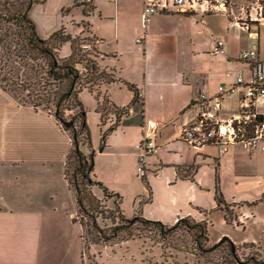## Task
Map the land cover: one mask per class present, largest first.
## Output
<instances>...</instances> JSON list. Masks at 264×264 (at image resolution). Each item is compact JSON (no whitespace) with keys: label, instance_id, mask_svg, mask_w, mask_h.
Wrapping results in <instances>:
<instances>
[{"label":"crops","instance_id":"obj_1","mask_svg":"<svg viewBox=\"0 0 264 264\" xmlns=\"http://www.w3.org/2000/svg\"><path fill=\"white\" fill-rule=\"evenodd\" d=\"M144 4L145 0H89L82 6L74 0H45L30 12L43 39L61 28L74 38H94L96 60L116 79L96 92L100 101L106 96L113 106L103 119L96 93L84 90L79 95L82 99L88 94L94 102L92 108L86 107L92 147L80 148L93 156V180L122 197L125 217L139 215L171 227L186 218L205 223L204 175L209 174L204 167L216 179L218 172L221 175L233 165L235 191L253 196L251 203L241 199L242 203L264 207L260 201L264 198L263 151L236 144L219 155L211 147L195 149L181 139L183 127L195 117L191 108L195 96L217 95L220 86L232 85L241 72L248 77L249 67L239 60L241 52L258 48L264 57V21L258 41L222 14L158 15L144 29ZM139 38H144L142 44L137 43ZM216 41L224 43V53L211 56ZM70 55L68 43L60 57ZM128 85L138 89V102L134 103ZM224 106L227 114L237 111L239 98L225 100ZM115 108L124 110L119 120ZM258 112L264 119V106ZM146 120L161 125L159 149L148 157L144 176L150 192L137 174V146ZM72 149L70 134L52 115L21 103L0 87V264H92L87 262L84 230L77 220L76 195L66 177ZM214 191L212 209L222 211ZM95 194L103 196L99 188ZM242 203L229 205L236 212L243 209ZM129 243L136 245V241L115 245L118 250L103 245L90 248L89 253L92 258L99 253L102 264H109L123 259L117 251L127 253Z\"/></svg>","mask_w":264,"mask_h":264},{"label":"rangeland","instance_id":"obj_2","mask_svg":"<svg viewBox=\"0 0 264 264\" xmlns=\"http://www.w3.org/2000/svg\"><path fill=\"white\" fill-rule=\"evenodd\" d=\"M20 4L26 5V0H0V37L18 33L16 27L7 23L6 14L10 10L14 11V8ZM226 6L228 13L222 15L230 16L241 25L244 22L251 23V18L258 16L257 13L261 8L264 17V0H226ZM13 38L15 37L9 38L8 42H11ZM76 43L77 47L84 45L88 52L95 53L93 49L96 48V41L90 35L78 37ZM80 55L85 56L86 53ZM96 87L94 89L98 90ZM90 98L88 94L80 98L86 110L94 106ZM73 116V112H66L65 121L70 122ZM211 148L213 153L217 151L215 147ZM73 167L71 162L67 169V176L72 185H78L82 192L92 194V202L91 199L86 201V213L80 212L77 217L84 230L87 262L102 264L99 253L94 256L96 259L92 258V254L89 253L90 248L98 250L101 249L99 246L110 245L118 250L117 246L114 247L115 245L136 241L133 247L132 243L127 245V253L117 251L118 256L123 257L121 261L113 259L109 260V264H264V207L261 205L253 207L245 202L242 203L241 199L251 203L253 196L251 193L242 195L235 191L233 165L224 168L221 175L218 172L216 179L214 173H208V168L204 167V172L209 174L204 175V217L208 230L206 237L200 235L199 229L195 228L197 223L192 220L187 222L190 226L181 223L161 231L159 228L145 226L134 219L135 223L130 230L120 232L118 238L115 240L113 238L108 244L101 243V239L100 244L96 242L101 236L99 232H102L104 236H110L115 228L123 226L120 221L121 213L117 210L119 201L109 196L111 193L108 196L96 197L95 192L98 187L85 185L80 175H73ZM217 187L226 204L229 205L235 201L244 206L240 211L235 212L233 209L235 217L230 223L224 220L225 212L212 209L216 205L214 189ZM224 238L230 240L235 246V256L229 245L222 241Z\"/></svg>","mask_w":264,"mask_h":264},{"label":"trees","instance_id":"obj_3","mask_svg":"<svg viewBox=\"0 0 264 264\" xmlns=\"http://www.w3.org/2000/svg\"><path fill=\"white\" fill-rule=\"evenodd\" d=\"M43 1L45 0H26V5L20 4L14 8V11L10 10L9 12L8 10L9 13L6 14V21L12 27H16L18 33L12 36L9 34L10 36L4 35L0 37V47L2 49V56L0 58V87L4 91L13 94L21 103L29 105L35 110L41 109L48 112L70 134L73 149L68 157L66 177L70 188L76 195L79 213H86V201L91 199L92 202V194L85 191L82 192L78 185H72L67 176L68 164L73 163V175H80L85 185L89 187L97 186L102 190L103 196H108L110 192L103 184L93 180V156L92 154L85 155L80 149L81 146L87 145L91 148L92 145L87 125V110L81 103L79 95L84 90L92 94L96 93L101 88L115 83L116 79L111 73L101 69L96 60L98 57L96 48L93 49L95 52L93 54L88 52L84 45L77 47L76 42L78 37L74 38L67 34L64 28L56 31L48 39H43L38 35L36 25L30 17V12L34 4L42 3ZM13 36L15 38L11 42H8V39ZM6 37L7 39H5ZM68 43L71 46V55L67 58H61L60 50ZM82 53H86L87 56H81L80 54ZM95 86H97L98 90L94 89ZM128 88L135 94L134 103L138 102L140 99L138 89L131 85H128ZM96 98L99 101L97 111L102 115L103 119L105 113L111 111L113 106L111 107V103L106 96L100 101V94L96 93ZM123 111L117 108L114 109V115L117 120L122 117ZM66 112L74 113L70 121L72 126L69 128L64 127L62 124L63 122H67L65 121ZM115 127L117 126L112 127V130ZM110 131L111 129L104 133L100 149H103L106 136ZM143 181L150 192L147 179L143 177ZM109 196H113L119 201V208L117 207V210L121 213L120 221L123 223V226L115 228L110 236H104L102 232H99L101 236L97 239L96 244H100V239L101 243H111L113 238V240L118 238L120 232L130 230L135 223L134 219L145 226H153L159 228L161 231L168 227L161 222L146 220L139 215L133 218L125 217L120 209L122 197L113 194H109ZM263 200L264 198L260 201L264 202ZM216 201L218 208L225 212V221L227 223L232 222V219L235 217L234 211L231 210L233 206L226 204L218 187L216 188ZM189 220L192 219H182L176 224L184 223L190 226L187 223ZM195 228L199 229L200 235L202 234L203 237L207 236L206 223H197ZM225 242L232 249L234 246L232 242L228 239ZM233 255L235 256L234 253Z\"/></svg>","mask_w":264,"mask_h":264},{"label":"built area","instance_id":"obj_4","mask_svg":"<svg viewBox=\"0 0 264 264\" xmlns=\"http://www.w3.org/2000/svg\"><path fill=\"white\" fill-rule=\"evenodd\" d=\"M74 2L87 5L89 0ZM171 13L227 14L228 8L226 0H145L143 28L146 29L155 16ZM257 15L251 18V23L239 24L241 30L256 41L259 39V26L264 21L262 8ZM143 39L139 38L137 43L142 44ZM223 53L224 43L216 41L210 55ZM239 60L249 67L248 77L241 72L232 85L220 86L217 95L209 97L201 92L193 98L191 108L194 110V120L185 125L181 132V139L192 148L215 147L219 155H223L231 145L240 144L264 152V119L258 112V107L264 106V57L255 48L241 52ZM233 97L239 98L238 110L227 114L224 102ZM160 129L161 125L154 121L146 120L143 124L142 142L137 146L140 152L137 167L139 177L146 175L148 157L158 152Z\"/></svg>","mask_w":264,"mask_h":264},{"label":"water","instance_id":"obj_5","mask_svg":"<svg viewBox=\"0 0 264 264\" xmlns=\"http://www.w3.org/2000/svg\"><path fill=\"white\" fill-rule=\"evenodd\" d=\"M64 127L66 128H69L72 126V123L71 122H63L62 123ZM222 241H226V238H224ZM232 252L234 253L235 252V246L232 247Z\"/></svg>","mask_w":264,"mask_h":264}]
</instances>
